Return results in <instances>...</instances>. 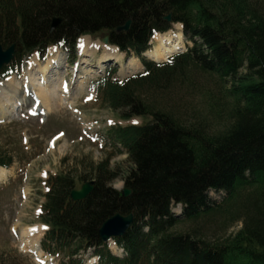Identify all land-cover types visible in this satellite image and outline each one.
Masks as SVG:
<instances>
[{"label":"trees","instance_id":"obj_1","mask_svg":"<svg viewBox=\"0 0 264 264\" xmlns=\"http://www.w3.org/2000/svg\"><path fill=\"white\" fill-rule=\"evenodd\" d=\"M169 13L173 22L184 25L193 46L167 64L146 63L141 76L123 82L108 77L97 85L101 100L123 118H149L141 125L111 131V138L128 150L132 168L125 185L132 194L124 197L112 187L116 173L107 168L108 162L95 167V189L80 201H73L70 194L77 188L76 180L84 183L83 178L70 173L51 176L41 218L50 226L47 240L56 250L67 248L72 257L95 247L102 264H264V10L258 3L0 0V44H16L21 59L61 42L74 48L81 35L102 33L122 50L139 54L155 31L169 28L164 20ZM54 17L63 21L50 31ZM128 19L133 21L131 29L116 32ZM191 66L225 83L222 92L232 100V107L222 129L209 131L203 121L185 122L154 108L140 94L144 86L170 88ZM223 105L213 103L212 112ZM12 162V155L0 152V165ZM211 189L224 190L225 198L214 202ZM180 203L184 216L176 217L171 206ZM131 212L133 227L117 239L126 251L119 258L109 252L98 230L112 215ZM231 216L242 217V228L217 241L172 231L184 220L214 222L222 217L227 221ZM43 245L53 252L51 245ZM70 264L79 263L71 260Z\"/></svg>","mask_w":264,"mask_h":264},{"label":"rangeland","instance_id":"obj_2","mask_svg":"<svg viewBox=\"0 0 264 264\" xmlns=\"http://www.w3.org/2000/svg\"><path fill=\"white\" fill-rule=\"evenodd\" d=\"M252 2L258 3L264 10V0H252ZM175 28L176 26L173 25V32H181L182 38H184L185 46L179 51L184 52L192 42L184 33L183 26L179 30ZM86 37L95 45V52L93 56L87 58L86 64H82V73L76 74L75 82L70 83L75 77V72L71 71L83 57L80 48L78 47L75 54L64 50V61L61 57L57 60V62H61L59 68H62L66 61L69 62V65H65V69L61 72L70 84V94L72 95L70 101L74 106L70 107V104L64 102L61 106L56 105L55 109L46 115L43 111L38 115H31L27 110L19 109L18 112L12 113V117L3 118L4 120L0 121V152L13 156L10 166L0 165L10 170L8 179L0 183V264H70L71 260H78L79 264H90V261L95 258V248L81 252V255L75 258L68 254L67 248L56 250L55 244L47 240L50 226L42 222L41 218L43 217V207L47 201V181L51 176L70 173L83 178L84 183L93 181L95 185L93 177L95 167L100 163L108 162L107 168L115 170L114 173H116L110 182L112 187L118 191L126 188L125 177L132 168V164L128 159L127 148L117 144L111 138V131L118 126L145 123L149 118L145 116L123 118L119 111L113 110L109 104L101 100V92H98L94 84L95 76L89 79L88 84L79 83L89 62L93 66L96 61L98 62V59L101 60V57H106L115 49L114 45L104 42L102 33L98 36L86 34ZM7 47L9 46L5 48ZM59 49L62 52V48ZM117 54H120L124 59L122 69L125 66V71H131V68L125 64L130 55L124 57V53L119 49H117ZM47 56H51L50 49L45 55L33 53L29 58L21 61L19 57L15 58L11 64L5 66L0 74L1 86L5 85L3 82L9 78L21 80V85L24 86L25 83L23 84L24 81H22L24 77L29 72L35 73L30 69V60L38 57L37 61L44 64ZM107 58H102L105 61L102 62L103 64L100 63L101 67L107 62L113 61ZM169 59H171L170 54L167 56V61ZM37 61L33 60L32 63ZM164 62L166 61L163 60L160 63ZM70 63L72 64L70 65ZM113 67H105L102 74L109 75ZM195 68L192 66L188 68L185 75L181 79H177L168 89L154 88L152 85L144 86L140 89V94L154 108L172 112L185 122L203 121L209 131L222 129L228 121L229 111L232 107V100H226L224 92H222L225 83L216 75ZM60 70L58 69L56 74ZM132 70L134 69L132 68ZM143 71L142 69L133 74L140 75ZM57 77L62 76L58 75ZM114 78H126L121 72V67ZM47 79L49 81L45 82L48 84L56 82L55 75H52L50 71H47ZM41 84L45 85L42 82ZM83 84L84 86L80 88V85ZM68 98H70L69 94ZM218 102L221 105L224 103L223 109L220 107L216 112H212L215 110L213 103ZM219 111L223 112L221 116L218 114ZM76 183L78 184L76 189L84 184L79 178ZM209 194L211 199L221 202L226 192L211 190ZM175 210L174 207V213ZM233 216L227 221L222 220V217H217L214 222L184 220L174 226L172 231L190 232L206 240L217 241L235 234L242 228V217L234 220ZM33 229L35 231H31ZM23 232L33 234L30 238L38 244L39 251H32L26 243L24 244L23 241H26V238H21ZM44 243L51 245L53 252L45 250ZM113 246L114 249L111 248V251L115 255L125 256L124 249L114 240L108 243L109 248ZM73 248L72 244L71 250ZM96 264L99 262L96 261Z\"/></svg>","mask_w":264,"mask_h":264},{"label":"bare ground","instance_id":"obj_3","mask_svg":"<svg viewBox=\"0 0 264 264\" xmlns=\"http://www.w3.org/2000/svg\"><path fill=\"white\" fill-rule=\"evenodd\" d=\"M154 42V48L147 54L155 61L165 60L169 54L171 55V53L183 47L182 35L174 33L172 31L164 34H157L154 37ZM80 45L83 53L87 55L86 57H91L94 55V48H92L93 45H90L87 37L81 38ZM106 57H108V60H115L116 63H119L120 59L122 58L121 55L115 53H110ZM48 59V62H46L45 64L39 63L36 58L30 61V69L34 70L35 73L29 72L24 77V80H22L24 81L23 84L25 83L24 86L21 85V80H16L15 78H9L6 82H3L5 84L3 86H1L0 84V121L3 118L6 119L12 117V113L18 112L19 109L21 111L27 110V112L31 115H38L43 112L46 115L50 114L55 109L56 105L61 106L64 102L68 105L70 104V107L74 106L72 104V101H70L72 97V95L70 94V84L67 83L63 76L55 78L56 82L54 83L49 82L48 84V82H45L49 81L47 79V71H50L52 75H55L53 71L57 72L59 67L61 66V62H57V60L59 59L58 54L53 58L48 57ZM33 60H36L37 62L32 63ZM87 60L88 59L85 58L82 64H86ZM101 60V63L105 61L103 59ZM99 66L101 67V65ZM126 66H128V68H131V71L132 68L134 70H138L141 68L140 60L136 57H130ZM55 68L57 70H54ZM125 69L126 68L124 66L122 69V72L124 74L130 72L125 71ZM90 73L91 67H85L83 76L80 77L81 80L79 81V83H84ZM41 77L43 78L42 80ZM40 81L45 85H42ZM83 86L84 84L80 85V88H82ZM68 94L70 95V98H68ZM9 174L10 170L4 167H0V183L5 182L8 179ZM31 231L35 230L33 229ZM32 235L33 234H30V232H23L21 238H26V241H23L24 244L26 243L29 246L30 250L37 252L39 251L38 244L35 242V240L30 238V236ZM111 248L114 249V246ZM96 261L97 259L93 258L90 261V264H96Z\"/></svg>","mask_w":264,"mask_h":264},{"label":"water","instance_id":"obj_4","mask_svg":"<svg viewBox=\"0 0 264 264\" xmlns=\"http://www.w3.org/2000/svg\"><path fill=\"white\" fill-rule=\"evenodd\" d=\"M168 22H172V14L169 13L164 17ZM63 21L62 17H54L51 22L50 31L56 29ZM132 19H128L125 24L116 28L117 32H127L131 29ZM106 43H109V37L104 38ZM16 56V44H12L5 48L0 44V74L2 69L9 65ZM95 189L93 181L84 183L79 189H74L71 192V198L74 201L87 198ZM123 196L128 197L132 194V190L128 187L122 190ZM135 215L133 212L129 214L116 213L106 219L100 226L98 233L102 241L107 242L111 238L124 236L132 227Z\"/></svg>","mask_w":264,"mask_h":264},{"label":"snow or ice","instance_id":"obj_5","mask_svg":"<svg viewBox=\"0 0 264 264\" xmlns=\"http://www.w3.org/2000/svg\"><path fill=\"white\" fill-rule=\"evenodd\" d=\"M135 123V122H134Z\"/></svg>","mask_w":264,"mask_h":264}]
</instances>
